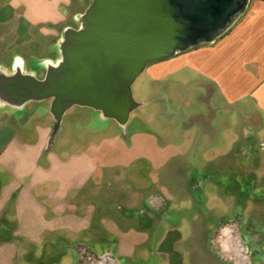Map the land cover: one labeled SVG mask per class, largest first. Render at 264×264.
Listing matches in <instances>:
<instances>
[{
    "label": "rangeland",
    "instance_id": "1",
    "mask_svg": "<svg viewBox=\"0 0 264 264\" xmlns=\"http://www.w3.org/2000/svg\"><path fill=\"white\" fill-rule=\"evenodd\" d=\"M71 1L78 7L92 2ZM245 1L235 0L228 26ZM77 26L78 22L72 24L73 29ZM62 28L63 24L57 26L59 34ZM66 33L61 40L58 34L34 35L24 44L0 35V116L6 114L17 130L44 131L53 149L87 154L98 167L96 177L108 169L103 204L116 200L117 210L126 211L110 213L117 224L137 223L136 217H127L133 214L129 206L136 205L126 204L130 187L155 198L145 184L158 181L160 229H179L190 245L205 243L204 230L209 228L208 247L213 245L214 229H236L253 253V264H264V114L252 121L221 99L215 101L217 97L210 102L195 86L199 76L186 62L180 72L154 76L149 70L154 64L171 68L162 58L148 61L132 81L134 106L126 121L80 105L71 106L58 119L52 97L22 100L7 82L13 75L43 79L47 69L61 60ZM78 254L76 264H92L87 246Z\"/></svg>",
    "mask_w": 264,
    "mask_h": 264
},
{
    "label": "crops",
    "instance_id": "2",
    "mask_svg": "<svg viewBox=\"0 0 264 264\" xmlns=\"http://www.w3.org/2000/svg\"><path fill=\"white\" fill-rule=\"evenodd\" d=\"M76 4L0 0V35L17 44L29 43L38 34H58L61 40L64 31L83 25L90 3ZM236 16L214 39L164 57L170 69L161 63L149 70L156 77L167 76L180 72L186 62L199 76L195 86L210 102L217 97L215 101L221 99L254 121L264 114V0H246ZM76 22L79 26L73 29ZM5 115L0 116V264H76L83 252L78 250L85 246L92 264H253V253L236 229H214L212 247L209 228L204 230L205 243L191 246L179 229H160L158 181L145 184L155 198L130 187L125 201L136 205L129 206L133 214L127 217H136L137 223L117 224L110 213L126 211L117 210L116 200L103 207L108 169L96 177L98 167L87 154L53 149L44 131L17 130Z\"/></svg>",
    "mask_w": 264,
    "mask_h": 264
},
{
    "label": "water",
    "instance_id": "3",
    "mask_svg": "<svg viewBox=\"0 0 264 264\" xmlns=\"http://www.w3.org/2000/svg\"><path fill=\"white\" fill-rule=\"evenodd\" d=\"M234 1L92 0L82 27L66 33L60 62L10 90L22 100L52 97L58 119L80 105L124 122L134 106L129 87L145 64L214 39Z\"/></svg>",
    "mask_w": 264,
    "mask_h": 264
},
{
    "label": "flooded vegetation",
    "instance_id": "4",
    "mask_svg": "<svg viewBox=\"0 0 264 264\" xmlns=\"http://www.w3.org/2000/svg\"><path fill=\"white\" fill-rule=\"evenodd\" d=\"M235 2V1H234ZM233 2V3H234ZM232 11V10H231ZM231 11L230 12H228V15H224L222 18H221V20H220V22H225L226 20H227V18H229V16H230V14H231ZM22 78V76H13V77H11L10 79H8V82H7V84L10 86L11 85V87L13 88V89H16V88H19V86H20V83H19V81H20V79Z\"/></svg>",
    "mask_w": 264,
    "mask_h": 264
},
{
    "label": "trees",
    "instance_id": "5",
    "mask_svg": "<svg viewBox=\"0 0 264 264\" xmlns=\"http://www.w3.org/2000/svg\"><path fill=\"white\" fill-rule=\"evenodd\" d=\"M226 30H227V29H226ZM224 32H225V31H224ZM224 32H223V33H224Z\"/></svg>",
    "mask_w": 264,
    "mask_h": 264
}]
</instances>
